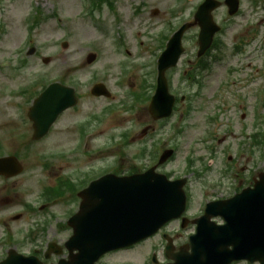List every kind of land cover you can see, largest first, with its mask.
Returning <instances> with one entry per match:
<instances>
[{"label": "rangeland", "instance_id": "rangeland-1", "mask_svg": "<svg viewBox=\"0 0 264 264\" xmlns=\"http://www.w3.org/2000/svg\"><path fill=\"white\" fill-rule=\"evenodd\" d=\"M31 0H2L3 3V9H0V21H11V18L15 17L16 7L23 6V12H21V20L23 22V29H25L26 26H28V23L25 21V15L26 12L29 10V2ZM64 0H55L53 5H56L55 12H46L47 15L59 14L61 17H72V22L68 23L67 21H64V25L59 23L56 19H52L50 21L51 27L53 29V39L49 40L48 33L45 32V29L43 26L35 29L36 32V40L38 41V46L40 47V52L44 56H50L52 57L53 65L50 67H45L41 63L38 65L40 73H44L46 75H50L49 79H51V76H60V78L66 79L69 81L73 77L80 79L84 82L87 86L92 83V78H95L96 75L99 76L100 80L105 81L113 92H116V99L115 102L117 103L119 100H121V97L124 95V90L126 91L127 85L132 84L136 85L141 82L142 77L145 75L147 70L142 69L143 63H146V60L150 59L153 60L152 54L158 55L160 52H155V47L158 45L156 40L160 36V34L165 30L167 24L171 21L172 17L169 13V8L173 5L174 0H148L149 4H147V7L143 11L145 13L144 17L142 19H134L131 20L130 24H128V28L125 25H122V30L128 34V36L132 39L130 42H128L127 46L131 49V51L134 52L133 57L138 56L140 52H142V57L144 60H138L135 58L133 61L134 63V72H132L131 75H129L126 79H128V84L125 86V88L120 86H115L114 81L116 80V77L118 78L120 73V60L123 58V56H118L116 54V49L114 48V41L112 42V38L110 39V42L105 41L101 38L100 34H98L95 30H93V37H86L85 35L88 33L85 29L86 27L91 28V23L88 20H80L77 19L76 16H81L83 13V1L82 0H74L75 7L73 10H69L65 7L63 4ZM142 0H136L134 3L137 5ZM198 0H184V12H182V18L185 21H188L192 18L195 4ZM35 1L32 3L34 4ZM58 5V6H57ZM122 6V7H121ZM130 6L131 3L129 0H119V4L116 7V11L118 13H122L124 15H128L130 12ZM159 10L158 15H154V10ZM57 11V12H56ZM79 12L82 13L81 15H76ZM225 13L220 12L218 14V18L225 19ZM244 15H249V12L246 10L244 11ZM243 16H241L239 19H242ZM147 19L149 20V24L145 26L147 23ZM247 19V17H244L241 20V23ZM176 22V21H175ZM9 26H11L9 24ZM93 29H96L99 31L98 28L93 27ZM113 29H117L115 22L113 23ZM118 30V29H117ZM68 31L69 35H68ZM11 30H9V33ZM9 33L3 38V49H2V55L6 56L8 55L9 49L13 48L14 50L16 47L20 46L23 41L26 43L27 39L25 38V33L23 34L20 44L17 46L18 41L14 43H10L9 41ZM140 33V34H139ZM104 38V37H103ZM141 38V39H140ZM62 41L68 42V48L64 49L62 48L61 44ZM142 42L143 44H140ZM145 42V44H144ZM151 47V49L148 51L146 48ZM93 48V49H92ZM141 49H143L141 51ZM98 50L99 54V60L95 65H88L87 64V57L92 52ZM152 51V52H150ZM194 51V48L192 46L187 48L188 55L186 59L184 60L181 69L185 66H187V59L192 57V53ZM15 57V55H13ZM34 61L37 62V60L41 61L40 57H34L32 58ZM193 60V59H192ZM115 63V64H114ZM231 64L239 65L238 62H229L227 59L222 62L216 63L212 74H210L208 79V89H216L218 88L219 84L226 79V72L225 67L230 66ZM67 67H71L70 69V75L68 72ZM154 69V66H153ZM55 70V75L50 74L49 71ZM180 72V71H179ZM177 72L175 75L177 76ZM247 71L242 72H236L232 76V79L236 81V83L239 85V82L242 81L245 76L244 74ZM4 75H9L7 72L3 73ZM75 75V76H74ZM175 77V76H174ZM177 78H175L176 80ZM79 80V81H80ZM94 81V80H93ZM82 82V83H83ZM176 81L174 82V85H176ZM243 84V83H242ZM85 90H88V87H85L80 90V93L84 94ZM110 101L107 100H95L91 98H87L86 96L83 97L81 101V106L78 110L73 112L75 118L73 120L70 119H64L60 121V123L56 126L55 133H52L50 137L51 139H48L49 141L45 146H40L39 151L43 154H51L52 152H59L66 149H72L76 146V141L74 140V136H76V133H72L70 136L69 132L76 127V123L81 122L83 119L86 120L90 117L92 113H96L100 111L105 105H107ZM85 106V109H84ZM84 111V113H83ZM144 112H128V113H121V117L119 118L120 123L113 125V123H109L106 125V130L104 133H100L97 136V141L90 142L91 145L97 144L98 147H101V145H104L105 152H104V164L103 167H113L115 161L113 155L119 153L117 149L115 148V145L112 147H108L110 142L113 141V135L119 137L120 133L124 131L126 127H130L128 124L129 120L134 121V124L136 126L135 131L137 133H140L141 127L143 128L145 125H147L144 120L141 119V115ZM174 123L172 124L173 127L170 128V126L165 128V133L169 132L170 129L176 130V121L173 120ZM124 122V123H122ZM133 125V122L131 123ZM115 129V132H109V130ZM65 133H61V132ZM119 131V132H118ZM163 134H157L156 140H159V150L165 149L170 146H177V156L175 160L172 162L171 167H184V164L186 163L185 158L187 156L188 151L191 149L190 145L194 143L196 136L191 137L190 133H186L183 136H177L173 135L172 133L166 134L164 137ZM158 138V139H157ZM76 139V138H75ZM152 140H155L154 137H152ZM80 141V139H79ZM196 142V141H195ZM84 143V141H83ZM128 155V154H127ZM128 161V157L125 159ZM24 163L27 167H35L36 165H39V162H36V157L34 155H29L25 157ZM85 163L84 161H81L77 164L78 167H84ZM72 167H75V164H73ZM123 167H128L126 165H123ZM32 181L25 179L24 185L20 186L21 188L19 190H26V194L24 196H18L15 201H11L10 205L0 213V222L2 223L3 217H9L12 212L14 211H20L23 209L22 203L23 202H29V201H36L39 192L41 190V186L39 183H36L34 185V188L32 187ZM16 189V188H15ZM17 190V189H16ZM36 218L33 215V219ZM28 215L25 219H23L21 222H12L10 224V229L12 231H16L17 229L23 230V232L29 228V225L31 224L32 220ZM8 230V227L4 226L3 223L0 225V235H2L4 232ZM23 235H20V237H17L19 239L23 238ZM135 258V256H133Z\"/></svg>", "mask_w": 264, "mask_h": 264}, {"label": "water", "instance_id": "water-1", "mask_svg": "<svg viewBox=\"0 0 264 264\" xmlns=\"http://www.w3.org/2000/svg\"><path fill=\"white\" fill-rule=\"evenodd\" d=\"M205 14H208V11H205L201 17H204ZM209 30V27H204V32L206 33ZM58 91V90H57ZM164 93V92H162ZM69 98L67 99L66 103L64 100L60 99L59 96H53L52 100H48L46 97L42 98L39 102L36 103V107L33 109L35 111V118L40 117V124L41 128L47 127L52 124V122L55 120L57 114H59L67 104H70L71 94L68 93ZM73 99V96H72ZM122 182L118 183L121 184ZM136 183H142V180L136 181ZM120 186H124L121 184ZM131 201V202H130ZM129 201V207L127 209H118L110 214V221L113 223L116 222V226L119 228L125 227L128 232L129 236L133 238H138L142 233L146 232L147 230H150V223H152L156 218L154 217L155 214L158 212L159 208L157 205L160 206V208L163 207L164 203L162 199H158L156 203L152 202L150 200V197H148V193L143 188L140 192L136 194V196L133 195L131 200ZM262 214L260 219L264 220V209L261 210ZM110 213V212H109ZM109 215V216H110ZM109 216H102L103 220H108ZM115 219V221H114ZM264 227V224L262 225ZM148 234V233H147ZM124 236L123 233L120 232V230H117L115 234L112 235L113 238H122ZM145 236V235H143ZM142 237V236H141ZM140 238V237H139ZM78 244V243H75ZM76 246H72L74 248ZM84 252H82L83 254ZM84 255L87 256L85 253ZM94 258H91L90 261L92 262Z\"/></svg>", "mask_w": 264, "mask_h": 264}, {"label": "flooded vegetation", "instance_id": "flooded-vegetation-1", "mask_svg": "<svg viewBox=\"0 0 264 264\" xmlns=\"http://www.w3.org/2000/svg\"><path fill=\"white\" fill-rule=\"evenodd\" d=\"M263 136L261 134H257V147L260 144V140H262ZM9 180L0 177V183H7ZM257 182V180L255 178H244V180H237L236 181V185L233 187V192L231 194H228L226 192V189L229 187L225 184L219 183V184H215L212 187V192L214 194V196H209L208 194L205 193L204 197L210 199V200H215V201H220L223 200L225 198H228L230 196H232L233 194L236 195L239 192H241L242 190L245 189H251L253 188L255 185V183ZM217 222L219 224H222V220L218 219ZM258 248H260L261 246H257ZM234 264H250L247 262H241V263H234Z\"/></svg>", "mask_w": 264, "mask_h": 264}]
</instances>
